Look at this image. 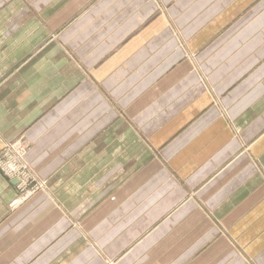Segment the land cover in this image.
<instances>
[{"label":"crops","instance_id":"obj_1","mask_svg":"<svg viewBox=\"0 0 264 264\" xmlns=\"http://www.w3.org/2000/svg\"><path fill=\"white\" fill-rule=\"evenodd\" d=\"M17 142L0 264H264V0H0Z\"/></svg>","mask_w":264,"mask_h":264},{"label":"built area","instance_id":"obj_2","mask_svg":"<svg viewBox=\"0 0 264 264\" xmlns=\"http://www.w3.org/2000/svg\"><path fill=\"white\" fill-rule=\"evenodd\" d=\"M27 147L21 143L8 145L0 155V168L6 176L17 180V188L22 195L29 194L32 191L40 190L45 182L40 181L33 174L29 164L26 162ZM39 184H37V182ZM16 202H19L18 200ZM15 202V203H16Z\"/></svg>","mask_w":264,"mask_h":264},{"label":"rangeland","instance_id":"obj_3","mask_svg":"<svg viewBox=\"0 0 264 264\" xmlns=\"http://www.w3.org/2000/svg\"><path fill=\"white\" fill-rule=\"evenodd\" d=\"M37 182V184H39V182L38 181H36Z\"/></svg>","mask_w":264,"mask_h":264},{"label":"water","instance_id":"obj_4","mask_svg":"<svg viewBox=\"0 0 264 264\" xmlns=\"http://www.w3.org/2000/svg\"><path fill=\"white\" fill-rule=\"evenodd\" d=\"M17 183V180H14Z\"/></svg>","mask_w":264,"mask_h":264}]
</instances>
